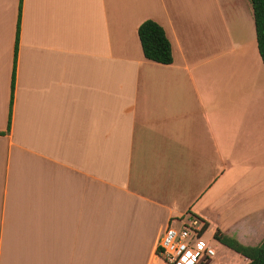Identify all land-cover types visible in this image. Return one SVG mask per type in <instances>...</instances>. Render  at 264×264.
<instances>
[{"label": "crops", "instance_id": "crops-1", "mask_svg": "<svg viewBox=\"0 0 264 264\" xmlns=\"http://www.w3.org/2000/svg\"><path fill=\"white\" fill-rule=\"evenodd\" d=\"M239 5L229 20L225 0H0V264H160L161 232L193 216L204 264H248L213 239H264V102L236 112L230 81L256 42ZM145 20L171 64L143 56Z\"/></svg>", "mask_w": 264, "mask_h": 264}, {"label": "trees", "instance_id": "trees-1", "mask_svg": "<svg viewBox=\"0 0 264 264\" xmlns=\"http://www.w3.org/2000/svg\"><path fill=\"white\" fill-rule=\"evenodd\" d=\"M249 2L253 12L257 50L261 61L264 64V0H249ZM137 33L145 59L163 65H169L172 63L171 45L164 30L156 22L145 20L138 27ZM13 82L14 77H12L11 82V106ZM193 218L197 219L194 216ZM199 222L202 224L199 231V236H201L206 230L207 224L205 222ZM213 239L248 259V264H264V239L255 247L242 246L236 240L224 236L219 231L214 233Z\"/></svg>", "mask_w": 264, "mask_h": 264}, {"label": "built area", "instance_id": "built-area-1", "mask_svg": "<svg viewBox=\"0 0 264 264\" xmlns=\"http://www.w3.org/2000/svg\"><path fill=\"white\" fill-rule=\"evenodd\" d=\"M201 225L199 220L193 217L178 221L176 224L170 222L156 242L155 262L160 264H204L210 260L214 252L206 243L198 247L193 246L194 241L201 238L199 236Z\"/></svg>", "mask_w": 264, "mask_h": 264}, {"label": "rangeland", "instance_id": "rangeland-1", "mask_svg": "<svg viewBox=\"0 0 264 264\" xmlns=\"http://www.w3.org/2000/svg\"><path fill=\"white\" fill-rule=\"evenodd\" d=\"M244 1L248 2V4H250L248 0H244ZM242 2H243V0H225V5L227 7H229V20H230L231 16H233V17L235 15L237 16V14L239 12H234V9L237 7L240 8L239 4ZM250 7H251V5H250ZM230 12H232V13H230ZM243 36H244V33L240 37V39H242ZM239 40L236 38L237 42H239ZM256 47L257 46H256L255 39L252 40L249 38H245V40L241 43L240 50H237L234 53L235 55H237V57H234V54H233L232 57L229 59V66H230V70L232 71L230 81L234 82V79L236 78V74L233 73L234 71H238L239 74H243V78H244L243 82L241 80L240 87H239V89L241 90V93H242V98L244 97L241 101L243 108H235L236 112L239 110H241V112H242L245 109H246V111L250 110V106L253 107L251 110V112H252L253 110H255V108H257L259 105H261L262 102H264L263 98H262L263 89L261 90V87L264 85L263 75H261L260 73L257 72L258 69L253 66V61L251 60L252 56H254V59L256 60V63L258 65L259 69L262 70L261 65H259L258 61H257V58H258V60H260V58H259V55L257 52L258 50ZM248 60H250V62ZM237 63L240 64L239 70H236ZM237 89H238V87H237ZM249 92L251 93V98L255 99L254 102L249 100V99H251L249 96L246 97V93H249ZM255 95L257 96V98ZM255 120L257 122H259L257 119H255ZM178 225H176V226L178 227ZM199 226L200 225L198 223V227ZM209 239H210V234H206L202 238H200L199 240H195L193 243V246L198 247L204 243L209 244ZM209 246L212 247L211 244Z\"/></svg>", "mask_w": 264, "mask_h": 264}]
</instances>
